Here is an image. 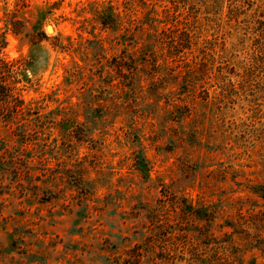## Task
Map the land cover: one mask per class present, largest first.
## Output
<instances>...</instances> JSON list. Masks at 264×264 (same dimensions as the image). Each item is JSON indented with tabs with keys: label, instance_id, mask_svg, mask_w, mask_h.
I'll list each match as a JSON object with an SVG mask.
<instances>
[{
	"label": "rangeland",
	"instance_id": "obj_1",
	"mask_svg": "<svg viewBox=\"0 0 264 264\" xmlns=\"http://www.w3.org/2000/svg\"><path fill=\"white\" fill-rule=\"evenodd\" d=\"M0 264H264V0H0Z\"/></svg>",
	"mask_w": 264,
	"mask_h": 264
},
{
	"label": "trees",
	"instance_id": "obj_2",
	"mask_svg": "<svg viewBox=\"0 0 264 264\" xmlns=\"http://www.w3.org/2000/svg\"><path fill=\"white\" fill-rule=\"evenodd\" d=\"M4 83L5 82L0 79V102L7 101L8 98L12 97Z\"/></svg>",
	"mask_w": 264,
	"mask_h": 264
}]
</instances>
